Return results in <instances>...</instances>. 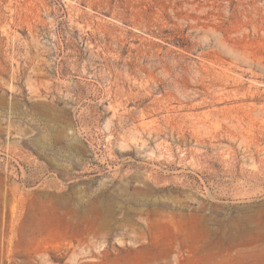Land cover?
I'll use <instances>...</instances> for the list:
<instances>
[{"label":"rangeland","instance_id":"obj_1","mask_svg":"<svg viewBox=\"0 0 264 264\" xmlns=\"http://www.w3.org/2000/svg\"><path fill=\"white\" fill-rule=\"evenodd\" d=\"M0 264H264V0H0Z\"/></svg>","mask_w":264,"mask_h":264},{"label":"bare ground","instance_id":"obj_2","mask_svg":"<svg viewBox=\"0 0 264 264\" xmlns=\"http://www.w3.org/2000/svg\"><path fill=\"white\" fill-rule=\"evenodd\" d=\"M232 238V237H231ZM219 243V242H218ZM262 246H263V244H262ZM256 247V246H255ZM245 248V247H244ZM238 249V248H237ZM250 249H252V248H250ZM233 250V249H232ZM235 250V249H234ZM235 251H237V250H235ZM241 251V250H240ZM232 252V251H231ZM227 253V252H226ZM230 253V252H229ZM227 258H229V257H227ZM230 259V258H229Z\"/></svg>","mask_w":264,"mask_h":264}]
</instances>
